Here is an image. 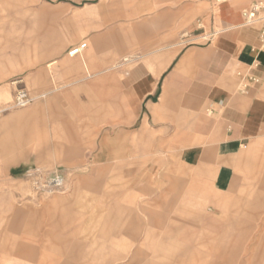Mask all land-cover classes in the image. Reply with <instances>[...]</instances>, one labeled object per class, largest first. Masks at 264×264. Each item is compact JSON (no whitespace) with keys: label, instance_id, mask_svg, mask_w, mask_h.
Masks as SVG:
<instances>
[{"label":"rangeland","instance_id":"374dc122","mask_svg":"<svg viewBox=\"0 0 264 264\" xmlns=\"http://www.w3.org/2000/svg\"><path fill=\"white\" fill-rule=\"evenodd\" d=\"M23 1L24 9L0 13V264H60L54 254L66 239L81 245L63 254L70 264H206L179 254L177 244H189L194 233L213 235L208 252L213 257L220 244L245 249L256 234L264 237V123L243 147V166L234 182L219 193L191 182L194 172L169 146L148 151L137 138L135 150L129 144L125 149L123 135L108 128L107 81L119 79L122 68L149 53L205 42L207 36L189 37V28L193 19L212 12L219 21L218 8L209 0L194 13L159 0ZM84 1L96 5L79 8ZM182 19L181 27L165 29ZM145 27L159 32L149 36ZM122 39L131 45H97ZM57 40L65 46L54 51L51 44ZM84 42L87 66L81 57L67 55ZM65 57L73 61L66 63ZM20 88L37 97L13 106ZM57 175L64 178L62 187L53 186ZM65 207L73 220L60 217ZM93 208L106 213L103 220L131 228L134 237L116 246L102 234L87 238L76 219H90ZM105 227L88 222L86 231ZM31 248L35 257L26 254ZM241 249V256H229L226 264H257Z\"/></svg>","mask_w":264,"mask_h":264},{"label":"crops","instance_id":"0c3cea01","mask_svg":"<svg viewBox=\"0 0 264 264\" xmlns=\"http://www.w3.org/2000/svg\"><path fill=\"white\" fill-rule=\"evenodd\" d=\"M167 1L157 2L194 13L195 7L205 5L208 0ZM209 1L215 8L214 1ZM250 1L253 0L224 1L218 7L219 21L214 12L210 16L206 14L203 18L193 19L189 37L207 36L205 42L191 41L178 51L170 47L156 54L149 53L144 60L122 68L119 79L107 81L109 132L123 135L125 149L129 144V149L135 150L133 144L137 138L146 144L144 148L148 151L163 150L169 146L181 155L182 164L194 172L191 182L208 184L211 190L218 193L226 191L234 182L237 170L243 166V147L264 123V51L258 29L242 24V9ZM94 5L96 3L86 2L79 8ZM25 7L23 0H0V13L4 12L7 16ZM183 22L184 19L175 21L165 29H177ZM217 27H220L219 32L211 35ZM144 31L149 36L159 32L149 27H145ZM97 45L101 49H120L131 45V42L127 39L110 40L104 44L97 41ZM64 46L63 40L51 44L54 51ZM69 57L63 61L72 62ZM73 57H81L87 66L84 52ZM107 59L109 57H101L100 61ZM124 60L128 61L129 57ZM119 65L117 63L110 68ZM237 71L253 75L257 81H248L243 88ZM127 176H132L130 170ZM59 201L65 203L62 197ZM87 208L83 205L81 210ZM93 209L92 214L95 215H91L90 219L83 215L76 219L77 226L88 234L87 238H91L92 233L102 234L105 242L116 246L118 241L134 237L131 228H121V223L115 220L105 221L102 217L106 213L100 208ZM60 217L75 218L68 207L62 208ZM88 222L109 227L97 228L89 234L86 231ZM194 234L189 244H177L179 254L187 253L197 262L205 261L206 264H226L229 256H241V248L229 250L220 244L219 253L212 257L208 252L214 246L215 237ZM261 234H256L250 247H242L243 252L249 251L247 258L251 256L257 264L264 262V237ZM63 242L65 246L54 256L60 264H70L63 254L70 255L81 245L76 241L70 243L68 239ZM17 251L24 253V249L18 248ZM36 253L31 248L26 254L35 257ZM96 255L99 253L96 252ZM114 259L115 256H110V260ZM153 263L164 264V261L153 260Z\"/></svg>","mask_w":264,"mask_h":264},{"label":"built area","instance_id":"2783aa9c","mask_svg":"<svg viewBox=\"0 0 264 264\" xmlns=\"http://www.w3.org/2000/svg\"><path fill=\"white\" fill-rule=\"evenodd\" d=\"M215 4V8H218L224 1L226 0H213ZM242 18L243 25L256 27L259 31V36L262 42L261 48L264 51V0H253L249 5L242 9ZM219 32V30L214 31L211 35H215ZM87 47V43H81L78 45L72 46L67 55L70 57L80 56L83 54L85 48ZM237 75L241 79V85L245 88L248 84V81H257V78L248 73H243L241 71H237ZM37 96L31 93L29 90L25 88H20L16 91L13 106H25L31 101H33ZM63 178L62 176L57 175L55 179ZM54 179V181H55ZM56 183V181H55Z\"/></svg>","mask_w":264,"mask_h":264},{"label":"bare ground","instance_id":"6f19581e","mask_svg":"<svg viewBox=\"0 0 264 264\" xmlns=\"http://www.w3.org/2000/svg\"><path fill=\"white\" fill-rule=\"evenodd\" d=\"M56 183L53 185L54 187L56 186H59V187H62L64 185V178H58V179H55ZM54 181V182H55Z\"/></svg>","mask_w":264,"mask_h":264},{"label":"trees","instance_id":"16d2710c","mask_svg":"<svg viewBox=\"0 0 264 264\" xmlns=\"http://www.w3.org/2000/svg\"><path fill=\"white\" fill-rule=\"evenodd\" d=\"M85 3L88 2V1H84Z\"/></svg>","mask_w":264,"mask_h":264}]
</instances>
